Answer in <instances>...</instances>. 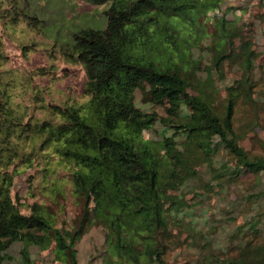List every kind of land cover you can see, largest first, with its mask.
<instances>
[{
  "label": "trees",
  "instance_id": "1",
  "mask_svg": "<svg viewBox=\"0 0 264 264\" xmlns=\"http://www.w3.org/2000/svg\"><path fill=\"white\" fill-rule=\"evenodd\" d=\"M11 1L16 3L0 0V20L5 13L16 20L17 5ZM89 1L95 6L109 4L103 13L106 28L74 31L71 40L60 46L65 56L86 70L89 99L84 106H41L36 95L32 113L45 114L36 118L29 105L13 101L16 86L5 81V71H0V264L13 261L9 251L15 243L43 250L55 244L59 260L79 264L77 244L93 226L106 231L105 264H165L168 251L176 245L169 216L174 214L176 223L185 211L184 198L171 191L196 177L200 156L211 166L216 138L236 160V173L264 172V160H251L238 145L234 122L238 98H251L257 88L251 64L260 61L264 85V48L259 54L249 38L236 46L241 31L220 27L224 42L214 48L213 63L206 65L188 54L185 43L192 39H182L178 25L186 8L202 10L217 4L204 3L200 8L194 0ZM27 9L24 6L23 11ZM196 34L189 37L201 55ZM2 54L0 42V66ZM226 63L236 68L241 83L237 89H226L223 104L213 105L217 89L212 76L215 72L223 79ZM199 70L206 73L203 81ZM138 89L145 103H168L169 117L138 109ZM181 98L190 111L188 117L181 116ZM156 121L171 128L176 137L183 135V144L179 146L174 138L145 139L144 131ZM45 147L58 160L59 170L70 177L71 188L61 185L58 190L72 195L80 209L68 228L57 227V217L43 205L36 204L30 215H23L13 201L19 169ZM57 181L51 182L52 188ZM262 195L256 198L264 199ZM261 216L246 222L255 235L264 223ZM252 240L243 243L242 259L232 264H264V244L252 249ZM20 255L22 264H34L28 251Z\"/></svg>",
  "mask_w": 264,
  "mask_h": 264
},
{
  "label": "rangeland",
  "instance_id": "2",
  "mask_svg": "<svg viewBox=\"0 0 264 264\" xmlns=\"http://www.w3.org/2000/svg\"><path fill=\"white\" fill-rule=\"evenodd\" d=\"M15 1H11V5H17L16 20L10 18L8 13L3 14L6 17L0 20V42L3 47L0 71H5V81H11L16 86L15 92L14 89L12 91L16 96L13 101L29 105L31 114L36 118L45 116L40 112L32 113V100L36 95H39L38 105L41 106H84L89 99L86 70L65 56L60 46L71 40L74 31L84 28L104 30L107 20L103 13L109 4L95 6L89 0H23L18 5L19 0ZM194 1L200 8L204 3L208 6L217 4V7L205 6L202 10L186 8L182 11V22L178 29L182 39H192L190 43H185L191 57L199 62L204 61L206 65L212 64L214 48L224 42L221 40V28L240 30L241 38L234 41L236 46L249 38L259 54L263 53L264 0ZM24 6H28L26 12L23 11ZM223 21L221 26L219 22ZM195 33L203 48L201 55L200 48L194 47V39L189 37ZM259 64L260 61L249 64L255 69L253 78L257 88L251 98H238L234 120L237 143L251 160H264V85L260 80ZM198 78L205 80L206 73L199 70ZM212 78L217 89L213 95L216 99L213 105L223 104L226 89H237L241 83L240 74L230 63L225 64L223 79L215 72ZM135 104L144 113L169 117L166 111L168 103L156 106L145 103L139 89L135 93ZM180 111L183 117L190 114L182 98ZM144 137L158 141L174 138L179 146L183 141V135L176 137L171 128L159 121L144 131ZM219 142V138H216L214 144L217 148L211 166L200 156L196 177L171 191V194L184 198L185 211L176 217V223L173 222L174 214L169 216L176 245L168 251L165 264H232L242 259L241 250L247 240L253 239L252 249L264 244V223L259 225L256 235L246 224L252 217L262 215L260 218L264 219V199L256 198L264 192V172L259 175L244 171L236 173V160ZM19 170L12 187V197L21 213L30 215L34 205H43L42 209L51 210L53 216L57 217V227L68 228L79 216L80 209L72 195L63 194L66 192L57 188L61 185L68 190L71 188L69 174L59 170L58 160L45 147L37 152L33 162ZM215 175L221 177L216 178ZM56 180L52 188L51 182ZM240 227H244L242 233H238ZM105 241V229L91 227L76 247L79 264H105ZM55 249V244L43 250L37 246L15 243L9 251L13 261L6 264H22V250L31 254L34 264H64L57 258Z\"/></svg>",
  "mask_w": 264,
  "mask_h": 264
}]
</instances>
